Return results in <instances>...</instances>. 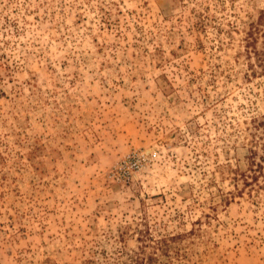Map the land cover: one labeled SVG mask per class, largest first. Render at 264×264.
Returning <instances> with one entry per match:
<instances>
[{
  "label": "rangeland",
  "instance_id": "374dc122",
  "mask_svg": "<svg viewBox=\"0 0 264 264\" xmlns=\"http://www.w3.org/2000/svg\"><path fill=\"white\" fill-rule=\"evenodd\" d=\"M263 5L0 0V264H129L140 235L152 264H261L264 199L234 178Z\"/></svg>",
  "mask_w": 264,
  "mask_h": 264
},
{
  "label": "trees",
  "instance_id": "16d2710c",
  "mask_svg": "<svg viewBox=\"0 0 264 264\" xmlns=\"http://www.w3.org/2000/svg\"><path fill=\"white\" fill-rule=\"evenodd\" d=\"M243 53L247 60V67L251 75L264 73V5L259 10L255 20L247 23L243 30ZM246 154L244 155L245 170L237 176L234 181H240L239 193L246 190L248 195L261 197L264 199V112L252 116L249 120V137L245 142ZM140 245L137 251L131 253L129 264L153 263L152 253H144L145 241L141 235L137 237ZM165 241V239L155 240V244ZM158 246H155L157 250Z\"/></svg>",
  "mask_w": 264,
  "mask_h": 264
},
{
  "label": "built area",
  "instance_id": "2783aa9c",
  "mask_svg": "<svg viewBox=\"0 0 264 264\" xmlns=\"http://www.w3.org/2000/svg\"><path fill=\"white\" fill-rule=\"evenodd\" d=\"M261 264H264V261Z\"/></svg>",
  "mask_w": 264,
  "mask_h": 264
}]
</instances>
